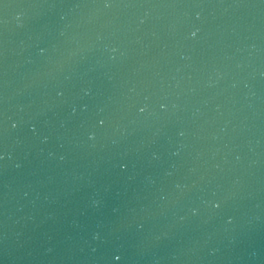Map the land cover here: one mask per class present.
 Returning <instances> with one entry per match:
<instances>
[{"label": "water", "instance_id": "1", "mask_svg": "<svg viewBox=\"0 0 264 264\" xmlns=\"http://www.w3.org/2000/svg\"><path fill=\"white\" fill-rule=\"evenodd\" d=\"M0 264H264V0H0Z\"/></svg>", "mask_w": 264, "mask_h": 264}, {"label": "snow or ice", "instance_id": "2", "mask_svg": "<svg viewBox=\"0 0 264 264\" xmlns=\"http://www.w3.org/2000/svg\"><path fill=\"white\" fill-rule=\"evenodd\" d=\"M6 6V5H5ZM193 35H195V33H193ZM141 111H143V109H141ZM104 121H101V123H103ZM126 167V165H124ZM216 207H220V203L219 202H216L215 204ZM115 259L116 260H120L121 259V256L120 255H116L115 256Z\"/></svg>", "mask_w": 264, "mask_h": 264}, {"label": "clouds", "instance_id": "3", "mask_svg": "<svg viewBox=\"0 0 264 264\" xmlns=\"http://www.w3.org/2000/svg\"><path fill=\"white\" fill-rule=\"evenodd\" d=\"M193 211L195 212V211H196V209H193Z\"/></svg>", "mask_w": 264, "mask_h": 264}]
</instances>
